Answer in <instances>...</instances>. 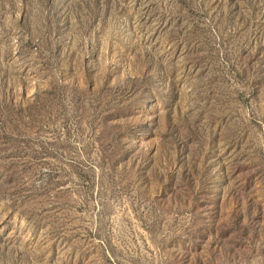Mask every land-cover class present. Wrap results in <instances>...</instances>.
Instances as JSON below:
<instances>
[{
	"label": "rangeland",
	"instance_id": "obj_1",
	"mask_svg": "<svg viewBox=\"0 0 264 264\" xmlns=\"http://www.w3.org/2000/svg\"><path fill=\"white\" fill-rule=\"evenodd\" d=\"M0 264H264V0H0Z\"/></svg>",
	"mask_w": 264,
	"mask_h": 264
}]
</instances>
